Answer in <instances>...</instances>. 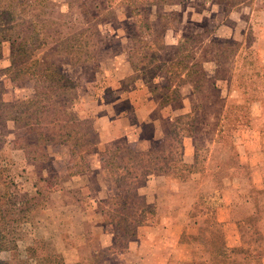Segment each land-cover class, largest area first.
<instances>
[{
	"label": "rangeland",
	"instance_id": "rangeland-1",
	"mask_svg": "<svg viewBox=\"0 0 264 264\" xmlns=\"http://www.w3.org/2000/svg\"><path fill=\"white\" fill-rule=\"evenodd\" d=\"M150 1L0 0V264H264V0Z\"/></svg>",
	"mask_w": 264,
	"mask_h": 264
},
{
	"label": "trees",
	"instance_id": "trees-1",
	"mask_svg": "<svg viewBox=\"0 0 264 264\" xmlns=\"http://www.w3.org/2000/svg\"><path fill=\"white\" fill-rule=\"evenodd\" d=\"M6 1V0H2ZM10 3L7 6H12L15 3L20 11H25L26 8L34 5H43L47 0H9ZM150 3H155V0L150 1ZM46 5V4H45ZM44 5V6H45ZM6 6V7H7ZM23 8V10H22ZM19 13L14 10H7L5 7L1 8L0 6V48L2 42L12 39L13 42H16L11 61L9 66L6 68V72L12 74L11 76H23L29 80H33L35 85L37 83L42 84L49 92L60 91L63 86H65L63 77L58 66L53 62H45L40 64L39 60L34 57V50L41 46V38L39 24L34 20L30 19L28 22L24 21L22 17L18 16ZM22 22V28L20 31H16L15 28L19 26L17 19ZM79 53V51L77 52ZM37 93V92H36ZM35 93V95H37ZM16 119V118H15ZM114 154H121L120 150L115 149ZM116 158L121 159L122 156H117ZM142 160H139L141 162ZM114 172H112V177ZM114 181L128 186L127 181L121 180L120 178H114ZM119 184V185H120ZM129 192L131 189L128 190ZM138 195V193H134ZM117 198V197H116ZM128 202V195L125 197V200L122 202L126 205ZM124 210H128L124 207ZM122 219L127 221L125 217ZM145 220L141 221L143 224ZM120 231L123 233H128L131 231L129 227L123 226Z\"/></svg>",
	"mask_w": 264,
	"mask_h": 264
}]
</instances>
